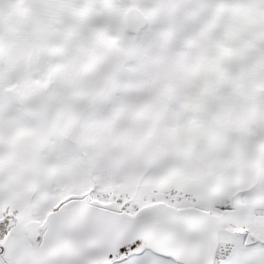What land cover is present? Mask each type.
Returning a JSON list of instances; mask_svg holds the SVG:
<instances>
[{
    "label": "snow or ice",
    "instance_id": "snow-or-ice-1",
    "mask_svg": "<svg viewBox=\"0 0 264 264\" xmlns=\"http://www.w3.org/2000/svg\"><path fill=\"white\" fill-rule=\"evenodd\" d=\"M0 264H264V0H0Z\"/></svg>",
    "mask_w": 264,
    "mask_h": 264
}]
</instances>
